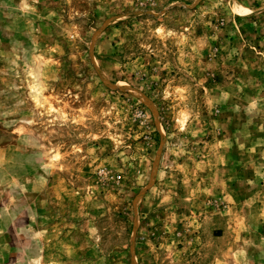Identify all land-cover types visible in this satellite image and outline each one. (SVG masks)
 <instances>
[{"label":"rangeland","instance_id":"rangeland-1","mask_svg":"<svg viewBox=\"0 0 264 264\" xmlns=\"http://www.w3.org/2000/svg\"><path fill=\"white\" fill-rule=\"evenodd\" d=\"M0 264H264V0H0Z\"/></svg>","mask_w":264,"mask_h":264}]
</instances>
